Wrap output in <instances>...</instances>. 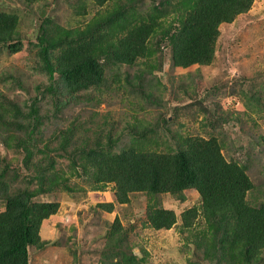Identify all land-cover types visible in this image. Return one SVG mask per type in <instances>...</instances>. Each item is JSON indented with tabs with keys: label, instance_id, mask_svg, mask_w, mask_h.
Listing matches in <instances>:
<instances>
[{
	"label": "rangeland",
	"instance_id": "374dc122",
	"mask_svg": "<svg viewBox=\"0 0 264 264\" xmlns=\"http://www.w3.org/2000/svg\"><path fill=\"white\" fill-rule=\"evenodd\" d=\"M160 1L139 0L136 22L148 20L153 2ZM104 2L0 0V12L17 18L8 40L21 45L14 52L6 40L0 42V178L8 194L30 189L33 201L60 205L42 223L39 235L46 244L30 248V264H114L118 259L108 255L110 239L119 234L127 237L140 264H234L218 248L221 233L203 217L197 191L134 193L120 203L116 184L97 183L96 176L64 156L60 143L67 129H72L70 151L97 149L99 154L131 148L174 154L212 140L227 162L242 166L250 177L249 205L264 204V0H255L248 12L219 26L211 64L173 66L171 46L157 37L152 46L156 54L146 64L108 65L105 84L89 91L93 93L45 94L51 82L40 55V26L69 30L76 39L84 31L90 38L100 29L107 33V47L112 35L126 34L129 27L123 20L113 22L127 0ZM36 97L40 122L30 135L28 113ZM26 147H31L29 158ZM51 162L55 175L47 176L45 192L38 193V170ZM153 207L173 210L177 225L151 228ZM194 208L198 216L184 228L182 217ZM5 210L0 194V213Z\"/></svg>",
	"mask_w": 264,
	"mask_h": 264
},
{
	"label": "trees",
	"instance_id": "16d2710c",
	"mask_svg": "<svg viewBox=\"0 0 264 264\" xmlns=\"http://www.w3.org/2000/svg\"><path fill=\"white\" fill-rule=\"evenodd\" d=\"M97 1L105 3V0ZM254 1L162 0L158 5L153 2L148 20L136 22L139 0H127V6L114 13L113 22L123 20L128 23V31L120 36L112 35L107 47H103L107 33L101 34L100 29L94 30L90 38L88 31H84L76 39L69 30L58 31L47 24L41 25L38 44L51 82L43 92L50 96L64 92L70 97L93 93L89 91L105 84L108 65L132 67L139 60L146 64L156 54L152 46L157 37L158 42L167 41L171 46L173 66L211 64L219 26L248 12ZM16 25V17L0 12V42L14 40L8 38ZM19 43H10L9 47L17 52ZM142 74L137 76L139 81H143ZM38 101L36 97L28 113L30 135L40 122ZM71 131L67 129L60 143L64 156L74 160L85 174L96 176L97 183H115L120 203L128 202L134 193L179 195L193 189L201 198L203 217L221 233L222 243L218 248L222 255L229 256L234 264H264V204L249 205L247 195L253 189L250 177L242 166L227 162L214 141H197L189 149L174 154L140 152L135 148L99 154L97 149L70 151ZM30 148H25L28 158L32 154ZM54 169L52 163L38 170L36 177L41 184L38 193L45 192V180L55 175L50 172ZM6 186L0 178V194L6 202L5 212L0 213V264H30V248L46 244L39 235L42 223L56 214L60 205L33 201L36 195L30 189L8 194V190L4 191ZM197 216L196 208L186 211L182 217L184 228L190 227ZM149 224L157 231L169 230L177 225V215L173 210L153 207ZM110 241L112 248L108 255L111 260L118 259L114 264L122 260L140 264L125 235L111 237Z\"/></svg>",
	"mask_w": 264,
	"mask_h": 264
}]
</instances>
